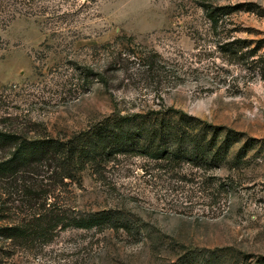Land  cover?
<instances>
[{
    "label": "rangeland",
    "instance_id": "rangeland-1",
    "mask_svg": "<svg viewBox=\"0 0 264 264\" xmlns=\"http://www.w3.org/2000/svg\"><path fill=\"white\" fill-rule=\"evenodd\" d=\"M249 2L264 10V0H0L1 128L64 136L114 110L172 108L234 140L216 170L137 154L101 178L86 168L63 199L119 208L129 231L57 228L2 264H264V17L234 12L214 27L204 10ZM10 190L0 184V209L20 210Z\"/></svg>",
    "mask_w": 264,
    "mask_h": 264
},
{
    "label": "trees",
    "instance_id": "trees-1",
    "mask_svg": "<svg viewBox=\"0 0 264 264\" xmlns=\"http://www.w3.org/2000/svg\"><path fill=\"white\" fill-rule=\"evenodd\" d=\"M204 10L214 27L234 12L264 17V10H255L251 2L207 5ZM153 67L148 63V68ZM98 81L109 86L107 79ZM10 128L0 127V184L15 194L20 210L0 209V220L4 221L0 224V264L13 254V249L50 242L57 228L129 231L132 221L119 208L79 211L63 199L61 195L69 193L66 188L71 183L79 184L80 174L86 168L101 178L116 156L137 154L173 165L216 170L228 162L234 142L229 132L221 137L224 127L172 108L146 113L114 110L86 128L64 136L30 137L27 130ZM254 141L248 139L245 146ZM223 186L219 182L218 187Z\"/></svg>",
    "mask_w": 264,
    "mask_h": 264
}]
</instances>
